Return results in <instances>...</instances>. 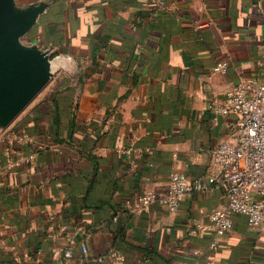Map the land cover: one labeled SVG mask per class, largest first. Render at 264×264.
<instances>
[{
  "label": "crops",
  "instance_id": "crops-1",
  "mask_svg": "<svg viewBox=\"0 0 264 264\" xmlns=\"http://www.w3.org/2000/svg\"><path fill=\"white\" fill-rule=\"evenodd\" d=\"M14 1L41 7L21 43L49 55L52 76L0 127V264H264V223L235 215L216 238L219 189L176 212L136 209L173 172L203 178L212 149L234 134L236 113L210 105L228 84L264 78V0ZM10 130L31 141L8 145ZM67 236L72 257H54Z\"/></svg>",
  "mask_w": 264,
  "mask_h": 264
},
{
  "label": "built area",
  "instance_id": "built-area-1",
  "mask_svg": "<svg viewBox=\"0 0 264 264\" xmlns=\"http://www.w3.org/2000/svg\"><path fill=\"white\" fill-rule=\"evenodd\" d=\"M152 1L159 7L165 6L164 0ZM226 70L225 62H218L213 68L219 74H224ZM210 108L221 115L233 111L238 119L234 134L212 149L206 175L191 180L183 173L173 172L163 188L146 190L140 194L136 200V209L145 211L156 204L176 212L182 202L195 192L219 189L226 203L214 210L208 219L216 238H220L233 230L235 215L245 216L252 228H258L264 223V78H248L228 84L222 103L210 105ZM3 140L10 146L28 144L31 136L27 132L10 130L3 135ZM136 140L137 136L132 134L130 147L125 148L124 153H131ZM21 161L14 158L5 160L9 167L19 166ZM198 229L203 228L197 226ZM67 239L68 245L61 254L55 253L54 257L61 256L65 260L72 257L73 236H67ZM216 245L217 240L211 247L215 248ZM81 251L87 254L85 245L81 246ZM108 257L118 256L115 252H109Z\"/></svg>",
  "mask_w": 264,
  "mask_h": 264
},
{
  "label": "water",
  "instance_id": "water-1",
  "mask_svg": "<svg viewBox=\"0 0 264 264\" xmlns=\"http://www.w3.org/2000/svg\"><path fill=\"white\" fill-rule=\"evenodd\" d=\"M41 7L0 0V127L6 128L50 80V58L21 38Z\"/></svg>",
  "mask_w": 264,
  "mask_h": 264
}]
</instances>
